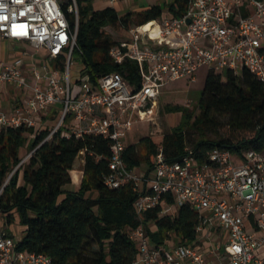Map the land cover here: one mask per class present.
I'll use <instances>...</instances> for the list:
<instances>
[{
  "label": "built area",
  "instance_id": "1",
  "mask_svg": "<svg viewBox=\"0 0 264 264\" xmlns=\"http://www.w3.org/2000/svg\"><path fill=\"white\" fill-rule=\"evenodd\" d=\"M61 1L0 0V43L31 49L0 62V89L14 88L20 102L14 110L0 108V134L41 128L55 110L58 122L48 140L61 133L109 142L111 173L105 183L111 189L133 185L140 220L158 209L160 217H174L186 205L198 212L196 239L190 243L173 237L156 245L144 225L131 230L138 252L135 264H264L262 152L239 155L214 148L201 161L188 149L170 161L159 148L150 170H129L124 160L127 134L138 122H156L166 84L195 82L203 67L235 75L247 69L264 83V0H189L181 17L165 13L131 28L111 48L110 57L115 63H137L139 85L120 72L106 74L96 84L79 72L72 81L74 56L82 53L77 44L79 9L72 0L73 28ZM99 1L114 8L120 0ZM2 93L11 96L10 90ZM86 155L83 150L77 158L83 165ZM6 226L7 217L0 212V264H57L48 255L21 250L23 234L10 233Z\"/></svg>",
  "mask_w": 264,
  "mask_h": 264
},
{
  "label": "trees",
  "instance_id": "2",
  "mask_svg": "<svg viewBox=\"0 0 264 264\" xmlns=\"http://www.w3.org/2000/svg\"><path fill=\"white\" fill-rule=\"evenodd\" d=\"M92 2L76 0L77 44L82 52L77 54L83 65L80 72L93 84L113 72L122 73L133 85L140 83L137 63H115L110 57L117 42L107 35L108 26L128 27L134 19L137 25H144L161 19L166 11L181 17L189 5V0H174L165 6L153 5L139 13L121 15L112 7L95 9ZM72 5V0L61 1L75 28L76 15L69 10ZM198 108L196 116L188 108L169 109L182 113L181 125L164 134L161 144L151 137L142 139L143 152L136 145H128L124 155L127 168L146 166L150 170L159 148L170 161L179 160L188 149L201 161L214 148L239 155L247 150L264 154V83L247 69L240 75L210 71ZM50 122L37 129L21 127L0 134V212L6 215L9 226L18 217L23 227L21 250L48 255L57 264H135L138 252L130 231L141 225L156 245L173 237L182 243L196 239L198 212L186 205L174 217H160L158 209L140 220L135 208L139 194L133 185L111 189L105 183L111 173L109 142L98 137L67 138L61 133L48 140L57 116ZM219 126L234 133H249L250 137L210 138L208 130ZM189 132L198 135L190 148ZM27 145L31 156L24 163L21 151ZM83 150L87 155L80 189L67 191L65 187L72 183L71 172Z\"/></svg>",
  "mask_w": 264,
  "mask_h": 264
},
{
  "label": "rangeland",
  "instance_id": "3",
  "mask_svg": "<svg viewBox=\"0 0 264 264\" xmlns=\"http://www.w3.org/2000/svg\"><path fill=\"white\" fill-rule=\"evenodd\" d=\"M98 0H93L91 3L95 9H103L107 8V4H101L97 2ZM174 0H120L117 4L116 8L119 13L125 15L127 9L130 12H142L147 9L149 6L158 5L165 6L166 4H170ZM127 8V9H126ZM116 10V11H117ZM117 11V12H118ZM167 13V11H166ZM137 25V21L134 19L128 27L122 26H108L105 31L107 35H109L115 42L123 40L128 37V33L131 28ZM27 50L31 51V49L27 46H19L15 45L13 42H2L0 43V62H9L19 56L21 51ZM75 64L71 70L72 81L74 82L77 77H79V72L82 69V60L78 54L74 56ZM211 70L208 67H203L199 70L196 81L191 82L188 79H182L179 81L171 82L166 84L163 89L161 96L158 99V116L155 123L151 122H138L134 124L133 130L127 134L126 142L128 145H136L138 149L143 152L144 146L141 143L142 139L146 137H151L154 142L157 144H161L163 135L170 132L173 128L178 127L181 125L183 121L182 113L177 111H170L173 107L180 106L184 108L190 109L194 115H198L200 112L199 102L203 96V91L205 88V83L207 76ZM9 91L11 93L10 97H6L5 108L7 110H14L17 108L16 106H20L19 98L16 96L17 92L14 88L10 86L3 87L0 89V97L2 91ZM56 113H52L49 117L48 122L53 120L56 116ZM51 123V122H50ZM54 128V127H51ZM208 136L210 138H216V136L220 137H230L233 139L240 140L242 138L250 137L249 133H234L230 131L227 127L219 126L216 129H209ZM219 134V135H216ZM198 139V135L194 132H189L188 135V147H191V144ZM31 156L30 148L27 145L22 154V159L24 163H27ZM83 169L84 165L81 162V159H78L75 163L74 170L72 172H78L81 174V181L83 178ZM154 171V170H153ZM80 185H75L72 183L65 187L67 191H78L80 189ZM15 221L12 225H7L10 233H13L17 236H21L23 232V227L19 224V219L16 216ZM3 223V220H2ZM4 226V224H2Z\"/></svg>",
  "mask_w": 264,
  "mask_h": 264
},
{
  "label": "crops",
  "instance_id": "4",
  "mask_svg": "<svg viewBox=\"0 0 264 264\" xmlns=\"http://www.w3.org/2000/svg\"><path fill=\"white\" fill-rule=\"evenodd\" d=\"M98 3H101V4H104V2H101V1H97ZM105 4H107V3H105ZM108 5V7H111L109 4H107ZM157 5V4H156ZM158 5H160V4H158ZM116 7V6H115ZM113 8V7H112ZM104 9V8H103ZM114 9H116V8H114ZM127 9V8H126ZM117 10V9H116ZM118 11V10H117ZM119 12V11H118ZM127 12H130V10H128L127 9ZM121 14V13H120ZM122 15V14H121ZM2 43V42H1ZM15 45H19V46H22V45H20V44H16L15 43ZM2 95H1V97H0V108L1 109H3V110H7L5 107V102H4V100H5V98H6V96H5V94L4 93H1ZM16 107H18V106H16ZM52 113H56L57 114V112L54 110V111H52V112H50V114H49V116H48V118H47V120H46V123L48 122V120H49V117L51 116V114ZM56 116H58V114L56 115ZM24 150V149H23ZM23 150L21 151V156H22V154H23ZM22 234H23V232H22Z\"/></svg>",
  "mask_w": 264,
  "mask_h": 264
},
{
  "label": "bare ground",
  "instance_id": "5",
  "mask_svg": "<svg viewBox=\"0 0 264 264\" xmlns=\"http://www.w3.org/2000/svg\"><path fill=\"white\" fill-rule=\"evenodd\" d=\"M151 25L147 26V29H150ZM71 177L73 180V183L75 185H79L81 183V174L78 172H71Z\"/></svg>",
  "mask_w": 264,
  "mask_h": 264
}]
</instances>
